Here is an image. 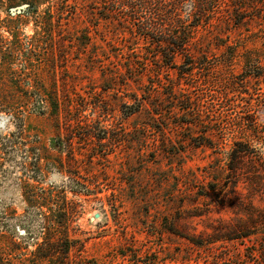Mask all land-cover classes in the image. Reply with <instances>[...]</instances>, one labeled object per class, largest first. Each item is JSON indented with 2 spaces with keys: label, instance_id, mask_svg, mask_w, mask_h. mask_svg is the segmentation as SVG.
Segmentation results:
<instances>
[{
  "label": "rangeland",
  "instance_id": "obj_1",
  "mask_svg": "<svg viewBox=\"0 0 264 264\" xmlns=\"http://www.w3.org/2000/svg\"><path fill=\"white\" fill-rule=\"evenodd\" d=\"M112 4L0 0V264H264V11L219 21L205 64L181 74L157 71ZM191 8L184 0L182 16ZM131 53L147 56L145 71H127ZM169 79L196 98L204 125L178 126L195 119L176 107L165 136L174 144L209 128L213 147L115 139L149 122L146 112L125 113L132 94L142 100L151 86L165 98ZM155 98L143 99L146 108ZM252 113L261 139H251L255 155L239 156L231 146ZM149 128L147 142L159 145V128ZM123 176L142 184L138 195L124 194ZM46 214L76 240L68 257L33 256Z\"/></svg>",
  "mask_w": 264,
  "mask_h": 264
},
{
  "label": "trees",
  "instance_id": "obj_2",
  "mask_svg": "<svg viewBox=\"0 0 264 264\" xmlns=\"http://www.w3.org/2000/svg\"><path fill=\"white\" fill-rule=\"evenodd\" d=\"M105 1L106 0H103V2ZM112 1L115 2V4H112L114 5L113 9L107 8L110 11L109 13H113L112 15H116L118 19L124 23L123 26L127 27L133 40L135 39L137 41L142 39L144 41L147 45V51L152 54L154 63L158 67L157 71L163 67H171L178 68L181 74L190 73L191 69L195 68V65H198L199 59H204L201 64H205L204 61L207 59V52L211 44V39L213 38L212 30L217 24L222 21H227V23H229L228 21L240 23L246 18V16L255 15L256 13L257 17H262L264 11V0H230L233 2V12L230 11L229 3L225 0H190L192 5L191 11L186 12L183 16L180 9L184 0ZM219 13L223 16L218 17ZM140 18H142V20ZM213 18H217L218 23H213ZM231 18H234V20ZM199 31L200 35L198 36ZM228 47L231 48L230 46ZM178 56L183 59L179 65L176 62V57ZM146 59L147 56L138 53H131L126 66L127 71L133 73L138 66L145 71ZM180 66L185 70H181ZM155 75L158 77L157 73ZM165 87L169 88L165 98L160 97L159 93L161 92L158 93L157 89L151 86L147 87L145 90L147 97L143 96L142 100L138 98L136 94H132L135 102L129 106V111L123 112L126 114L146 112L149 122H144L138 128H134L132 135L128 132H121L115 139L117 141L124 140L128 144L127 146L134 148H185L186 146L213 147L216 142L211 138L209 128H206L204 132L195 137L191 135L190 131L185 139H179L178 142H175L174 144L169 140L170 138L165 136L161 126L164 128L168 127V119L172 117L171 114L174 113L172 109L176 107L185 114L192 115V118L195 119L181 120L177 122L178 126L183 127V125H185V130H192L194 127H197L202 131L200 127L204 125L203 119L199 118V111H202V109L199 110V102L196 98H192L188 92H184L182 88L176 87L174 81L171 79H169L168 84H165ZM150 96L156 97V103L153 104L152 110L146 108L143 102V99L149 100ZM161 101L166 102L161 104ZM182 103L184 105H182ZM162 109H165V112H163ZM154 114H158L159 118H156ZM195 114L197 115L195 116ZM257 118L258 116L252 113L249 120L251 121L249 126L245 128V126L239 125V132H237L238 134H242V136H238L239 139L237 138L234 140L233 145L231 146V148H237L233 149L235 150V154H238L239 156H244L249 152H252L253 155L256 154V150L254 149L255 146H253L251 139H261V130L257 123ZM149 126H156L159 128L162 136L159 145L154 143V141L152 144L147 142V135L152 133ZM184 132L185 131H183V133ZM86 135L88 137L89 133ZM166 139L168 141H166ZM177 143L178 145H175ZM134 144L136 145L134 146ZM70 148H72L71 144ZM140 157L141 153L138 152L134 158L135 164H142V159H140ZM138 158L140 160H138ZM154 161L155 160H153V163ZM260 163L263 165L264 161H260ZM155 169L158 168L155 167ZM140 171L141 170H133V176L139 177L141 174ZM123 177L126 179L127 183V191H125L124 194L127 195L128 190H130L138 195L137 186H141L142 184L137 180L133 181L125 176ZM171 177L179 181L178 177L173 174ZM168 178V175L165 174L163 180H168ZM158 183L161 185L162 179ZM186 183H188V180H185L184 182L186 185L184 193L189 194V192H187L189 186ZM84 187H86V185H84ZM201 187L203 188V186ZM85 190L91 191L88 188H85ZM196 193L198 194L200 192ZM152 195L155 194L151 192L149 196L152 197ZM258 212L260 213L261 211L258 210ZM43 217L46 223L45 235L43 236L42 241L37 243L33 256L43 258L49 254L55 256L61 253L65 257H68L69 249L72 243L76 240L69 238L66 231V221L57 220L53 222L51 221L50 215L47 214Z\"/></svg>",
  "mask_w": 264,
  "mask_h": 264
}]
</instances>
